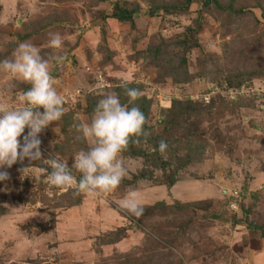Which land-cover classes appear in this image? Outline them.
Returning a JSON list of instances; mask_svg holds the SVG:
<instances>
[{"label":"rangeland","instance_id":"rangeland-1","mask_svg":"<svg viewBox=\"0 0 264 264\" xmlns=\"http://www.w3.org/2000/svg\"><path fill=\"white\" fill-rule=\"evenodd\" d=\"M22 42L65 113L42 159L0 168V264H264V0H0V61ZM122 79L146 117L126 177L98 196L49 185L52 157L87 149L76 125L97 102H127ZM29 87L0 72V109ZM130 191L138 218L119 206Z\"/></svg>","mask_w":264,"mask_h":264},{"label":"clouds","instance_id":"clouds-1","mask_svg":"<svg viewBox=\"0 0 264 264\" xmlns=\"http://www.w3.org/2000/svg\"><path fill=\"white\" fill-rule=\"evenodd\" d=\"M49 36L48 47L63 48L64 40L60 33H50ZM12 55V59L0 61V72L6 73L10 80L25 82L30 87L21 93L20 106L0 109V168H10L18 159H42L39 134L65 113L64 98L55 87L49 60L41 55L40 48L22 42ZM130 83V80L122 79L119 85L128 97L126 103H122L115 93L104 95L91 116L84 117L76 125L77 139H82L87 149L75 154L71 166L67 160L52 157L48 161L51 168L47 173L49 185L74 188L77 193L91 196L112 193L117 189L128 172L122 153L132 138L146 135V117L135 104L141 93L137 88L129 87ZM167 147L166 141L161 140L158 151L163 155ZM7 178L8 173L0 171V181ZM119 206L137 218L144 210L136 191H130Z\"/></svg>","mask_w":264,"mask_h":264},{"label":"trees","instance_id":"trees-1","mask_svg":"<svg viewBox=\"0 0 264 264\" xmlns=\"http://www.w3.org/2000/svg\"><path fill=\"white\" fill-rule=\"evenodd\" d=\"M130 18H131V16L128 19H130ZM125 20H127V19H125Z\"/></svg>","mask_w":264,"mask_h":264}]
</instances>
